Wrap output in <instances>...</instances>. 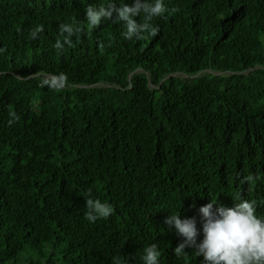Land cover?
<instances>
[{"label":"trees","instance_id":"16d2710c","mask_svg":"<svg viewBox=\"0 0 264 264\" xmlns=\"http://www.w3.org/2000/svg\"><path fill=\"white\" fill-rule=\"evenodd\" d=\"M105 2L0 0V264H142L151 243L199 264L170 210L199 229L242 196L264 215V0H164L158 35L131 40L88 26ZM61 23L83 31L57 50ZM88 190L114 213L88 222Z\"/></svg>","mask_w":264,"mask_h":264},{"label":"clouds","instance_id":"9594fccd","mask_svg":"<svg viewBox=\"0 0 264 264\" xmlns=\"http://www.w3.org/2000/svg\"><path fill=\"white\" fill-rule=\"evenodd\" d=\"M168 9L164 0H131V3H117L116 0H106L100 5L88 4L84 10L85 20L90 28L99 26L105 20H113L123 25L121 33L124 39H141L144 35L155 37L159 33V26L152 21L163 16ZM174 11V10H173ZM143 17V22L138 17ZM43 31V25H37L31 32L32 39L37 38ZM83 29L71 23H61L59 33L53 48L63 50L72 46L74 35ZM103 47V44L99 45ZM2 51V50H0ZM62 75V74H61ZM13 117L15 113H11ZM258 177L248 174L242 178V183H255ZM84 218L94 223L99 219H107L115 211L112 204L93 198L91 190L84 194ZM231 207L217 204L212 199L201 206L200 227L197 228L195 217L181 218L178 209L170 210L164 223L169 230L182 237V242L174 249L179 259H186L190 255L185 251L192 248L193 254L199 258V264H264V215L257 212V201L245 199L242 196L233 198ZM217 205L215 210L213 206ZM198 237H200L198 239ZM161 250L157 243H151L143 248L140 260L142 264H160ZM115 264H128L127 258H116Z\"/></svg>","mask_w":264,"mask_h":264}]
</instances>
